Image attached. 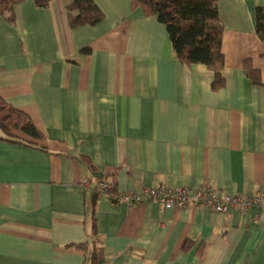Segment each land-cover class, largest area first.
Instances as JSON below:
<instances>
[{
    "label": "crops",
    "instance_id": "obj_1",
    "mask_svg": "<svg viewBox=\"0 0 264 264\" xmlns=\"http://www.w3.org/2000/svg\"><path fill=\"white\" fill-rule=\"evenodd\" d=\"M71 1L22 0L14 22L0 16V97L43 135L17 134L32 146L0 140V264H83L72 244L94 223L104 264H264V210L112 203L145 186L264 192V37L254 21L264 0H218L217 90L214 72L177 61L165 25L131 0H93L103 20L76 28ZM100 181L111 190L98 194Z\"/></svg>",
    "mask_w": 264,
    "mask_h": 264
},
{
    "label": "trees",
    "instance_id": "obj_2",
    "mask_svg": "<svg viewBox=\"0 0 264 264\" xmlns=\"http://www.w3.org/2000/svg\"><path fill=\"white\" fill-rule=\"evenodd\" d=\"M22 0H0V16L14 22V7ZM51 0H34L39 7H47ZM133 8H141L146 16H155L166 27L174 58L182 64H204L214 72L212 89L224 84V55L222 52L223 27L218 12V0H131ZM72 28L92 26L103 20L104 14L93 0H72L66 7ZM255 31L264 37V4L254 9ZM86 50V49H85ZM243 68L251 83H261L260 71L248 58ZM43 138L30 117L0 97V140L10 139L30 146L31 140ZM94 221V218H93ZM94 228V229H93ZM72 246L84 252L83 264H104V250L95 232V223L86 240ZM186 243H184V247Z\"/></svg>",
    "mask_w": 264,
    "mask_h": 264
},
{
    "label": "built area",
    "instance_id": "obj_3",
    "mask_svg": "<svg viewBox=\"0 0 264 264\" xmlns=\"http://www.w3.org/2000/svg\"><path fill=\"white\" fill-rule=\"evenodd\" d=\"M112 186L106 181H100L96 192L103 194L109 192ZM154 201L158 204L160 212L168 208L209 209L215 212L227 213L230 209L248 211L253 208L264 210V192L257 194L229 195L218 192L211 186H145L139 190L120 192L112 195L115 206H134Z\"/></svg>",
    "mask_w": 264,
    "mask_h": 264
}]
</instances>
